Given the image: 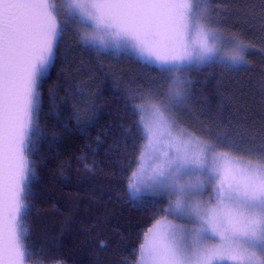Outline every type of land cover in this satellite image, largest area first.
Here are the masks:
<instances>
[{
    "label": "snow or ice",
    "instance_id": "obj_1",
    "mask_svg": "<svg viewBox=\"0 0 264 264\" xmlns=\"http://www.w3.org/2000/svg\"><path fill=\"white\" fill-rule=\"evenodd\" d=\"M243 25H259L264 53V0H0V264H44L43 248L28 239V217L38 211L33 157L48 135L40 126L44 89L58 64L75 59L67 54L73 50L148 69L147 83L121 90L122 135L107 153L127 199L151 217L132 264H264V113L233 126L222 117L193 118L190 109L191 72L253 70L255 45ZM61 77L68 86L63 98L62 85L48 88L51 107L70 99L88 135L103 107L90 99L96 79L73 83L63 68ZM113 82L123 83L115 74ZM259 87L264 96V79ZM257 116V129L247 127ZM86 148L95 154L92 143Z\"/></svg>",
    "mask_w": 264,
    "mask_h": 264
},
{
    "label": "trees",
    "instance_id": "obj_2",
    "mask_svg": "<svg viewBox=\"0 0 264 264\" xmlns=\"http://www.w3.org/2000/svg\"><path fill=\"white\" fill-rule=\"evenodd\" d=\"M229 2L255 5L260 0ZM242 27L246 34L251 31L249 38L255 45L253 54L248 57L253 70L228 72L215 66L191 72V78L196 81L194 99L190 102L193 118L217 116L222 117L226 125L231 121L237 126L245 115L264 113V96L259 87V81L264 79L261 76L264 53L259 50V25L255 29L250 25ZM67 54L75 59L58 64L44 89L40 126L48 135L42 141L39 153L33 157L40 162L38 180L34 185L37 195L32 201L38 211L33 210L28 217L31 225L28 239L43 248L44 264H121L125 259L132 264L143 233L151 225V217L146 209L134 206L127 199L118 166L112 163L114 157L107 153L113 140L122 135L119 127L122 106L118 100L121 90L125 86L147 83L149 77L145 73L148 69L135 60H117L113 56H97L94 52L73 50ZM81 62L84 66L78 69L76 66ZM62 68L70 69L71 78H76L73 83L80 79H96L92 85V92L96 95H90V99H96L103 107L96 122L88 126V135L79 130L85 126L83 118L78 125L70 99L68 102L60 99L68 86L63 77L57 79V72ZM114 74L122 78V84L113 82ZM156 75L151 72L152 77ZM57 84L62 85L60 98L52 108L48 88ZM229 96L234 99L226 100L225 97ZM77 106L83 109L82 104ZM123 122L126 125L127 118ZM258 124L259 116L255 124L250 122L247 127L257 129ZM53 132L58 134L55 138ZM88 143L96 148L94 155L86 148ZM127 148L129 153L133 151L131 143ZM93 166L94 173L87 170ZM114 170L117 172L115 177L112 175ZM100 241L106 242L108 247H98Z\"/></svg>",
    "mask_w": 264,
    "mask_h": 264
},
{
    "label": "rangeland",
    "instance_id": "obj_3",
    "mask_svg": "<svg viewBox=\"0 0 264 264\" xmlns=\"http://www.w3.org/2000/svg\"><path fill=\"white\" fill-rule=\"evenodd\" d=\"M146 119H150V117L147 114H146ZM144 164L146 167H148L151 164V161L147 158V156L145 157Z\"/></svg>",
    "mask_w": 264,
    "mask_h": 264
}]
</instances>
